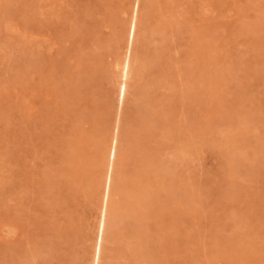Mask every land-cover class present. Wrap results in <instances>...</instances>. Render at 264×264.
<instances>
[{"label": "rangeland", "instance_id": "374dc122", "mask_svg": "<svg viewBox=\"0 0 264 264\" xmlns=\"http://www.w3.org/2000/svg\"><path fill=\"white\" fill-rule=\"evenodd\" d=\"M110 176L99 264H264V0H0V264H92Z\"/></svg>", "mask_w": 264, "mask_h": 264}, {"label": "bare ground", "instance_id": "6f19581e", "mask_svg": "<svg viewBox=\"0 0 264 264\" xmlns=\"http://www.w3.org/2000/svg\"><path fill=\"white\" fill-rule=\"evenodd\" d=\"M136 26H137V18L134 17L133 20L129 22V30H128V33L132 34V37H134L135 35ZM129 73H130V55L123 58L122 63H121V69H120V80L121 81H120L119 89H118L119 97H122V98L125 97ZM116 149H117L116 139H114L111 141V144H110V149H109V154H108L110 158L113 159L115 157ZM110 182H111V176L109 178V182H108L107 189H106V201L101 206L100 219H99L98 228H97L98 234H97V239L94 245L92 264H99V260H100L101 247H102L103 235H104L105 224H106V206H107V201L109 198Z\"/></svg>", "mask_w": 264, "mask_h": 264}]
</instances>
